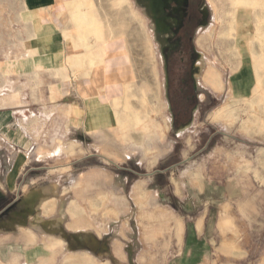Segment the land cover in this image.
Wrapping results in <instances>:
<instances>
[{
	"label": "rangeland",
	"instance_id": "obj_1",
	"mask_svg": "<svg viewBox=\"0 0 264 264\" xmlns=\"http://www.w3.org/2000/svg\"><path fill=\"white\" fill-rule=\"evenodd\" d=\"M86 1L101 31L100 66H106L103 58L107 41L116 36L124 40L122 52L130 62L129 80L113 96L103 73L98 101L109 100L112 109L126 119L127 127L122 140L105 127L89 132L99 139L89 144V167L100 163L106 187L104 195L91 197L104 205L88 208L89 214L94 217L103 214L105 226L120 220L129 229L127 221L131 220L141 243L138 247L147 249L149 263L154 264L157 258L164 262L179 254L182 220H190L187 225L193 230L191 220L196 227L197 218L202 215L203 221L196 231L205 243L206 264H264V159H259L264 152L260 148L264 147V129L260 125L264 123V63H253L252 72L251 64L229 62L233 95L215 98L202 91L199 98L204 102L195 101L185 117H178L167 91L166 48L160 38L162 25L155 24L144 0H74L69 9L73 32L74 11ZM208 1L214 24L196 37L201 55L195 64V78L200 87L219 93L224 89V78L215 66L219 64L217 57L213 60L204 57V49L209 43L217 46L230 40L236 7L244 3ZM20 6L19 0H0V106L18 103L25 87L30 88L32 96L31 84L38 82L36 72L20 74L15 69L28 53L19 29L24 17L17 13ZM160 18L164 26L173 22L163 14ZM172 42L170 35L169 44ZM86 44L87 49L95 46L88 39ZM205 64L217 75L218 88L212 87L202 75L197 76ZM83 70L88 77L93 76L89 64ZM10 73L17 76L11 77ZM217 110L223 112L220 117L216 116ZM182 126L186 128L180 129ZM111 152L120 158L109 157L108 154L117 156ZM158 208L168 211L165 223L160 224L153 217ZM224 211L230 219L229 229L219 227ZM177 224L181 226L179 240ZM152 229L154 238L150 237Z\"/></svg>",
	"mask_w": 264,
	"mask_h": 264
},
{
	"label": "crops",
	"instance_id": "obj_2",
	"mask_svg": "<svg viewBox=\"0 0 264 264\" xmlns=\"http://www.w3.org/2000/svg\"><path fill=\"white\" fill-rule=\"evenodd\" d=\"M19 1L22 6L17 13L24 16L19 29L28 53L15 69L20 74L36 72L38 82L31 84L32 96L30 88L25 87L18 103L0 106V264H153L146 258L147 249L138 247L141 243L131 220L127 221L129 229L120 220L105 226L103 214L94 217L88 210L104 205L91 197L104 195L106 187L100 163L90 167L88 163L89 144L99 139L86 130L87 95L97 94L103 72L111 96L123 89L130 75V62L122 52L124 40L116 36L107 41L103 58L106 66L98 68L99 80L89 86L88 75L75 67L83 61L87 48L75 37L69 20L74 0ZM251 1L236 7L230 40L217 46L209 43L204 49V57H217L219 64L215 66L224 78V89L219 93L200 87L195 78V64L201 55L196 37L214 24L210 2L200 0L198 8L209 18H203L194 28H181L179 23L177 29L173 28L174 21L166 22L165 28L162 20V46L176 31L182 32L185 44L191 41L192 78L199 101L204 102L199 98L202 91L215 98L233 95L229 62L251 64L252 72L253 63H264V0H256L254 5ZM260 125L264 129V123ZM116 155L108 154L120 158ZM259 159H264V152ZM85 162L87 167L82 169ZM157 210L153 217L165 223L167 209ZM225 213L220 216L219 227L229 229L230 219ZM203 218H197L196 227L191 220L193 230L187 225L190 220L183 219L181 252L164 262L157 258L154 264H206L205 243L196 231ZM180 231L177 224L178 240ZM150 237H155L154 229Z\"/></svg>",
	"mask_w": 264,
	"mask_h": 264
},
{
	"label": "flooded vegetation",
	"instance_id": "obj_3",
	"mask_svg": "<svg viewBox=\"0 0 264 264\" xmlns=\"http://www.w3.org/2000/svg\"><path fill=\"white\" fill-rule=\"evenodd\" d=\"M144 2L159 25L162 21L161 14L164 18L177 22L173 28L178 27V23L181 28H194L200 20L208 16L199 10L200 0H144ZM172 37V44L168 41L164 52L167 91L176 116L185 117L193 108L194 102L198 101L191 75L194 52L191 41L187 44L183 42L182 32L176 31Z\"/></svg>",
	"mask_w": 264,
	"mask_h": 264
},
{
	"label": "bare ground",
	"instance_id": "obj_4",
	"mask_svg": "<svg viewBox=\"0 0 264 264\" xmlns=\"http://www.w3.org/2000/svg\"><path fill=\"white\" fill-rule=\"evenodd\" d=\"M218 1H220V0H218ZM249 1L250 0H235L234 2H238V3L243 2L244 4H247ZM255 2H256V0H253L252 4ZM260 3H259V5H261ZM217 4H218V2H217ZM256 4H258V3H256ZM221 6L219 5L218 7H221ZM257 6L258 5H256V7ZM218 20H219V18H218ZM72 21L75 24V29H74L75 37L83 45H85L86 48H87V44H86L87 39L90 41H94V43H95L94 47L87 49V52L85 54L83 61L80 63H75V67H76V69H79V68L83 69L86 67V64H89V69H91V73L93 74V76H91V75L89 76V79H88L89 86L90 85L93 86V84L96 85L97 80H99L98 79L99 73H97V70H98V68L101 67L100 66V62H101L100 57L102 56V48H101L100 43H99V40L101 38V31L97 26L98 25V19H96L95 13L90 9L89 3L86 1L85 3H81L80 6L78 7V9H76L74 11ZM210 35H211V33H210ZM102 36H103V34H102ZM200 60H202V59L200 58ZM232 64H234V63H232ZM200 66H202V64ZM91 73H89V74H91ZM199 75H202L203 79H205L212 87L218 88L220 86V81H219L217 75L215 73H213V71L209 68V65L205 64L203 66L202 73L198 74L197 76H199ZM101 85L97 88V90H96L97 94L96 95H93V94L87 95V107L88 108H87V119L85 120L86 130L88 132L92 133V132H96V131L100 130L101 127H105L106 129L111 131L115 137L120 138L122 140V138L125 136V129L127 127L126 119L121 117V114L118 115L117 112L114 109H112V107H111L112 103L109 102V100L107 103H101L100 101H98L97 96H99V94L101 93L100 92L101 91V89H100ZM95 89H96V87H95ZM113 105H114V103H113ZM74 109H77V108H74ZM222 114H223L222 110L216 111L217 117H220ZM148 119H150V117Z\"/></svg>",
	"mask_w": 264,
	"mask_h": 264
}]
</instances>
